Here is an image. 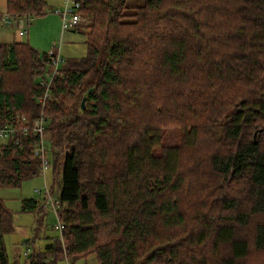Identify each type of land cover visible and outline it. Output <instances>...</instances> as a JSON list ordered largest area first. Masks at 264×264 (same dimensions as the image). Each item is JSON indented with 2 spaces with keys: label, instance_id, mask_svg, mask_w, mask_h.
Listing matches in <instances>:
<instances>
[{
  "label": "trees",
  "instance_id": "obj_1",
  "mask_svg": "<svg viewBox=\"0 0 264 264\" xmlns=\"http://www.w3.org/2000/svg\"><path fill=\"white\" fill-rule=\"evenodd\" d=\"M75 1L87 55L48 87L47 53L0 44V127L42 116L60 179V237L27 264H264V0ZM37 141L0 144V189L41 174ZM12 221L0 196V264Z\"/></svg>",
  "mask_w": 264,
  "mask_h": 264
},
{
  "label": "rangeland",
  "instance_id": "obj_2",
  "mask_svg": "<svg viewBox=\"0 0 264 264\" xmlns=\"http://www.w3.org/2000/svg\"><path fill=\"white\" fill-rule=\"evenodd\" d=\"M73 0H46L47 5L53 10L47 14L51 16H58L61 29V16L60 14L65 11L66 2ZM5 0H0V12L4 11ZM47 15L37 18L31 21L30 26L27 21L24 20V28L28 29L32 27L35 30L41 25L42 18ZM54 20L55 18L52 17ZM29 23V22H28ZM17 25L12 24V27L0 26V44H9L5 40L6 36L10 34V31L16 30ZM45 36H53L54 32L44 33ZM9 36V35H8ZM43 42H47V39H42ZM5 42V43H2ZM25 42V41H24ZM27 42V41H26ZM29 44V42H27ZM30 45V44H29ZM31 46V45H30ZM32 47V46H31ZM57 48L59 56L63 60L59 64L62 66L64 61L69 59H82L87 55V49L84 43V36L79 32H67L64 33L60 40V35L50 40L49 48L44 50L45 46H38L34 48L42 53H47L49 50ZM45 136V145L47 148V155L49 151L48 135ZM7 139H0V144L4 143ZM50 152V151H49ZM41 175V174H40ZM37 176L25 181H22L18 187H8L0 189V196L3 199L6 208L12 213L13 230L9 233H5L3 236L4 245L8 261L12 264H27L26 255L32 251H42L47 243L60 237V230L58 229L57 213L53 206L44 205L43 195L35 193L34 190L41 189L43 186V177ZM44 179L48 189L54 188V193L57 194L59 186V175L54 172L52 166H49L44 172ZM53 198V197H52ZM33 199L38 202V209L36 212H23L22 200ZM53 201H56L55 199ZM57 264H68L65 260L59 261ZM71 264H96L94 255H90L86 259H80Z\"/></svg>",
  "mask_w": 264,
  "mask_h": 264
},
{
  "label": "built area",
  "instance_id": "obj_3",
  "mask_svg": "<svg viewBox=\"0 0 264 264\" xmlns=\"http://www.w3.org/2000/svg\"><path fill=\"white\" fill-rule=\"evenodd\" d=\"M79 4L73 0L70 3L67 2L65 6V11L60 14L61 16V32L62 33H67L71 32L76 28V26L80 23V17L77 13L79 9ZM15 23L17 25V28H21L23 21L21 18H15L8 13H0V24L5 26V27H12V24ZM24 26V24H23ZM59 51L56 49L49 50L47 54L51 58V63L53 66V71L50 76H48V83L46 86L48 87L49 81L52 79V77L56 74L57 70L59 69V64L63 61L60 56H59ZM47 97V94L45 93L44 96L42 97L41 102L45 100ZM24 126L21 130H15L12 127H0V139H8L14 136L16 131H23L24 133L27 132L28 127L31 128L33 134L38 135V141L34 145L33 148V155L35 157H40L41 159V175L43 177V186L41 189L34 190L35 193L42 194L43 195V200H44V205H51L54 207L55 210L58 209V203L57 201H53V198L50 194V190L46 186V182L44 179V172L49 169V160H48V155H47V148L45 145V132H44V124H45V119L40 116L38 119L34 120L32 124H29V122L24 118L21 117L19 120ZM58 229H61V226L58 222Z\"/></svg>",
  "mask_w": 264,
  "mask_h": 264
},
{
  "label": "crops",
  "instance_id": "obj_4",
  "mask_svg": "<svg viewBox=\"0 0 264 264\" xmlns=\"http://www.w3.org/2000/svg\"><path fill=\"white\" fill-rule=\"evenodd\" d=\"M48 8L50 9V11L48 12L51 13L53 8L51 9L49 6ZM4 11H2V13L6 12L5 11V5H4ZM1 13V12H0ZM54 17L55 19L52 20ZM22 21L23 18H21ZM41 25L38 26L35 30H32L33 28L30 27L28 29L24 28L23 24L21 28H17L16 30H12L10 31V34H8L5 38V40L8 42L12 41V42H24L27 41L29 42V44L33 47V48H38V46H42V44L45 46L44 50H46L47 48H49L50 45V40H52L53 38H56L60 35V40L62 38V36L64 35V33L61 32L60 29V22H59V17L58 16H51L47 15L46 17L42 18V20H38L37 22H41ZM1 27H5L3 25L0 24ZM30 26V25H29ZM7 28V27H5ZM48 32H54V35L52 36H45L44 33H48ZM42 39H47V42H43ZM11 42V43H12ZM5 43V42H2ZM56 49L57 48H54ZM67 262V261H66Z\"/></svg>",
  "mask_w": 264,
  "mask_h": 264
},
{
  "label": "water",
  "instance_id": "obj_5",
  "mask_svg": "<svg viewBox=\"0 0 264 264\" xmlns=\"http://www.w3.org/2000/svg\"><path fill=\"white\" fill-rule=\"evenodd\" d=\"M81 108L84 109V99L81 102ZM254 136H255V134H254Z\"/></svg>",
  "mask_w": 264,
  "mask_h": 264
},
{
  "label": "bare ground",
  "instance_id": "obj_6",
  "mask_svg": "<svg viewBox=\"0 0 264 264\" xmlns=\"http://www.w3.org/2000/svg\"><path fill=\"white\" fill-rule=\"evenodd\" d=\"M67 2H68V1H67ZM67 2H66V3H67Z\"/></svg>",
  "mask_w": 264,
  "mask_h": 264
}]
</instances>
